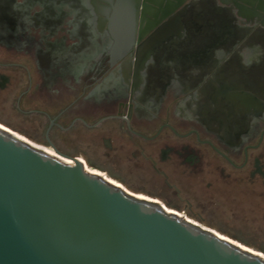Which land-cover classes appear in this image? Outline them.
I'll return each mask as SVG.
<instances>
[{
  "label": "flooded vegetation",
  "instance_id": "af4514ba",
  "mask_svg": "<svg viewBox=\"0 0 264 264\" xmlns=\"http://www.w3.org/2000/svg\"><path fill=\"white\" fill-rule=\"evenodd\" d=\"M216 1L222 10L184 1L185 30L211 23L221 35L232 15L230 26L246 31L194 45L185 34L149 43V35H116L115 7L105 2L0 0V117L37 145L74 148L126 190L205 228L216 230L204 217L218 205L257 209L264 0Z\"/></svg>",
  "mask_w": 264,
  "mask_h": 264
},
{
  "label": "water",
  "instance_id": "95a60500",
  "mask_svg": "<svg viewBox=\"0 0 264 264\" xmlns=\"http://www.w3.org/2000/svg\"><path fill=\"white\" fill-rule=\"evenodd\" d=\"M184 1L115 0L112 30L149 35L147 43L155 35H219L211 23L204 32L185 30L188 7L177 11ZM232 20L230 15L221 35L246 31L230 26ZM172 23L175 33L166 30ZM54 151L0 124V264H264L261 251L139 197L78 157Z\"/></svg>",
  "mask_w": 264,
  "mask_h": 264
},
{
  "label": "rangeland",
  "instance_id": "374dc122",
  "mask_svg": "<svg viewBox=\"0 0 264 264\" xmlns=\"http://www.w3.org/2000/svg\"><path fill=\"white\" fill-rule=\"evenodd\" d=\"M0 124H4L12 131L17 132V134L21 133L18 129L15 119L13 118L0 117ZM18 135L26 140L28 139L36 143L37 145L38 139L33 135ZM38 147L46 150L49 153H54V151L49 147L40 145H38ZM66 153L70 156H75L76 150L74 148H70ZM80 160L86 167L95 170V168L87 165L83 158L80 157ZM95 171L98 170L96 169ZM102 174L110 179L105 173L102 172ZM116 183L123 187V185L119 184V182L116 181ZM259 202L260 203L257 209H250L249 206H246L248 208H243L240 210L235 207L234 203H232V205H226L225 207L218 205L216 208H214L215 210L212 211L214 213L204 217L205 225L216 229L221 234H224L264 253V205L262 201Z\"/></svg>",
  "mask_w": 264,
  "mask_h": 264
},
{
  "label": "crops",
  "instance_id": "0c3cea01",
  "mask_svg": "<svg viewBox=\"0 0 264 264\" xmlns=\"http://www.w3.org/2000/svg\"><path fill=\"white\" fill-rule=\"evenodd\" d=\"M61 1V0H58ZM96 2H105L104 4L106 6H113L115 7L117 4L115 3V0H95ZM100 6V4H99ZM141 8V6H139ZM223 38V35H187L185 38L191 40L194 42V45L201 44L203 42H207L212 39H221Z\"/></svg>",
  "mask_w": 264,
  "mask_h": 264
},
{
  "label": "bare ground",
  "instance_id": "6f19581e",
  "mask_svg": "<svg viewBox=\"0 0 264 264\" xmlns=\"http://www.w3.org/2000/svg\"><path fill=\"white\" fill-rule=\"evenodd\" d=\"M27 140H28V139H27ZM28 141H30V140H28ZM30 142L33 143L34 145H36V144H35L34 142H32V141H30ZM36 146L38 147V145H36ZM52 150H53V149H52ZM53 151H54V150H53ZM51 154H54V155H55L56 153H55V151H54V153H51ZM139 197H144V196H141V195L139 194ZM214 231H216V230H214ZM216 232H217V231H216ZM218 233H219V232H218Z\"/></svg>",
  "mask_w": 264,
  "mask_h": 264
}]
</instances>
